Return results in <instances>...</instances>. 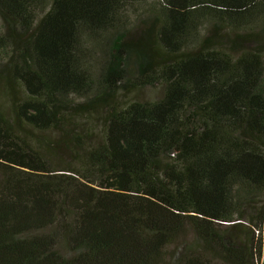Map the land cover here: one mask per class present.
<instances>
[{
	"label": "trees",
	"instance_id": "1",
	"mask_svg": "<svg viewBox=\"0 0 264 264\" xmlns=\"http://www.w3.org/2000/svg\"><path fill=\"white\" fill-rule=\"evenodd\" d=\"M0 264H264V0H0Z\"/></svg>",
	"mask_w": 264,
	"mask_h": 264
},
{
	"label": "rangeland",
	"instance_id": "2",
	"mask_svg": "<svg viewBox=\"0 0 264 264\" xmlns=\"http://www.w3.org/2000/svg\"><path fill=\"white\" fill-rule=\"evenodd\" d=\"M158 92L157 88L148 87L139 92L140 97H153Z\"/></svg>",
	"mask_w": 264,
	"mask_h": 264
}]
</instances>
